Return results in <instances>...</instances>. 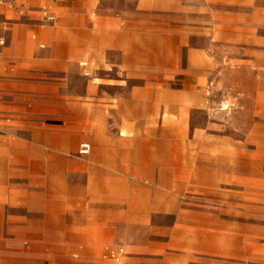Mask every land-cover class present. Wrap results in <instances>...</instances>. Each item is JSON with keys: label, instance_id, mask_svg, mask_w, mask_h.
<instances>
[{"label": "crops", "instance_id": "1", "mask_svg": "<svg viewBox=\"0 0 264 264\" xmlns=\"http://www.w3.org/2000/svg\"><path fill=\"white\" fill-rule=\"evenodd\" d=\"M19 2L0 9V264H264V211L195 198L219 174L174 163L237 0Z\"/></svg>", "mask_w": 264, "mask_h": 264}, {"label": "rangeland", "instance_id": "2", "mask_svg": "<svg viewBox=\"0 0 264 264\" xmlns=\"http://www.w3.org/2000/svg\"><path fill=\"white\" fill-rule=\"evenodd\" d=\"M220 10L235 14L236 42L220 50L204 108L189 113V127L174 129L184 140L174 143V163L189 154L195 171L219 174L214 185L198 187L195 198L252 200L254 212L264 211V0H237ZM86 78L76 75L78 93Z\"/></svg>", "mask_w": 264, "mask_h": 264}, {"label": "built area", "instance_id": "3", "mask_svg": "<svg viewBox=\"0 0 264 264\" xmlns=\"http://www.w3.org/2000/svg\"><path fill=\"white\" fill-rule=\"evenodd\" d=\"M4 5H9L11 8L18 10L20 13H23L24 5L22 3H20L19 0H0V9ZM47 20L52 21L53 18L48 17ZM0 44H4V41L0 40ZM85 75L89 76L90 74L86 73ZM90 150H91L90 144L84 143L81 145L80 153L85 155V154H88L90 152Z\"/></svg>", "mask_w": 264, "mask_h": 264}]
</instances>
